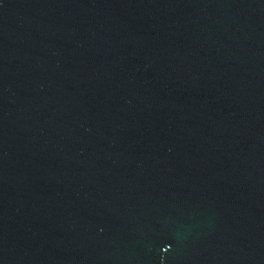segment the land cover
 <instances>
[{
    "label": "water",
    "instance_id": "1",
    "mask_svg": "<svg viewBox=\"0 0 264 264\" xmlns=\"http://www.w3.org/2000/svg\"><path fill=\"white\" fill-rule=\"evenodd\" d=\"M0 264H264V0H0Z\"/></svg>",
    "mask_w": 264,
    "mask_h": 264
}]
</instances>
